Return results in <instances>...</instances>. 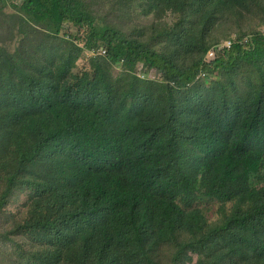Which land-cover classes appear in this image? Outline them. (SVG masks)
I'll list each match as a JSON object with an SVG mask.
<instances>
[{
  "label": "trees",
  "instance_id": "trees-1",
  "mask_svg": "<svg viewBox=\"0 0 264 264\" xmlns=\"http://www.w3.org/2000/svg\"><path fill=\"white\" fill-rule=\"evenodd\" d=\"M0 30V264H264V0H0Z\"/></svg>",
  "mask_w": 264,
  "mask_h": 264
},
{
  "label": "rangeland",
  "instance_id": "rangeland-1",
  "mask_svg": "<svg viewBox=\"0 0 264 264\" xmlns=\"http://www.w3.org/2000/svg\"><path fill=\"white\" fill-rule=\"evenodd\" d=\"M130 8V12L131 17H124V15H118V12L113 13L112 15L109 16V20L111 21V24L113 25H117L119 28L126 29L124 28V26L126 27H130V26H136V27H141L143 28V26H145L148 23V19L146 17H143L142 14H138L135 11L137 10V7L135 5H132ZM124 17V18H123ZM2 32V30H0V33ZM62 33L63 34H72L70 27L68 25H64L63 29H62ZM0 37H2V34H0ZM81 47L83 45H80ZM96 52L98 53L101 50H104L103 48H97L95 49ZM91 59V56L88 55L87 51H83L82 55H81V62H88ZM117 70L120 72V68H117ZM139 77L141 78H145V75H141L139 74ZM148 79L152 80V76L148 77ZM210 81L207 80V83H209ZM25 202V197L23 195H17L14 199L13 202L11 203L10 206V210L17 212L18 210H20L23 206ZM165 254H168L167 252Z\"/></svg>",
  "mask_w": 264,
  "mask_h": 264
},
{
  "label": "clouds",
  "instance_id": "clouds-1",
  "mask_svg": "<svg viewBox=\"0 0 264 264\" xmlns=\"http://www.w3.org/2000/svg\"><path fill=\"white\" fill-rule=\"evenodd\" d=\"M249 40H250L249 38H245V39L242 40V43H248ZM227 42H231V43H232V44H231V47H233V46L236 44V38H233V39H231V40H227V41H225L223 44L218 45L216 49H217V50H220V49H230L231 47H229V48L225 47V44H226ZM82 47H83V46H82ZM96 49H97V48H96ZM104 50H105V49H104ZM106 55H107V53H106ZM106 55H105V56H95V57H106ZM95 57H91V58H95ZM121 64H122V62H120L119 67H118V68H120V69H121ZM198 78H202V79H204L206 83H207V80L210 81V79H211V78L208 76V74H205V73H201L200 76H199ZM209 83H210V82H209ZM209 83H207V85H208Z\"/></svg>",
  "mask_w": 264,
  "mask_h": 264
},
{
  "label": "built area",
  "instance_id": "built-area-1",
  "mask_svg": "<svg viewBox=\"0 0 264 264\" xmlns=\"http://www.w3.org/2000/svg\"><path fill=\"white\" fill-rule=\"evenodd\" d=\"M231 44H232L231 42H227L225 44V47L229 48V47H231ZM95 49L96 48H92L89 51H87L88 52V55L91 56V57H95V56H105L106 55V50H101V51H99L97 53Z\"/></svg>",
  "mask_w": 264,
  "mask_h": 264
}]
</instances>
